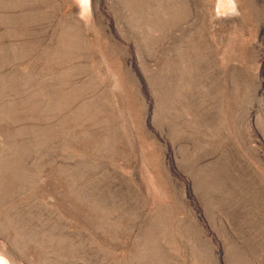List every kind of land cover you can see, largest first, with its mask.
Here are the masks:
<instances>
[{"label": "rangeland", "instance_id": "1", "mask_svg": "<svg viewBox=\"0 0 264 264\" xmlns=\"http://www.w3.org/2000/svg\"><path fill=\"white\" fill-rule=\"evenodd\" d=\"M225 2L0 0L3 264H264V0Z\"/></svg>", "mask_w": 264, "mask_h": 264}, {"label": "clouds", "instance_id": "2", "mask_svg": "<svg viewBox=\"0 0 264 264\" xmlns=\"http://www.w3.org/2000/svg\"><path fill=\"white\" fill-rule=\"evenodd\" d=\"M232 9H233L232 0H226V2L221 5V11H232Z\"/></svg>", "mask_w": 264, "mask_h": 264}, {"label": "bare ground", "instance_id": "3", "mask_svg": "<svg viewBox=\"0 0 264 264\" xmlns=\"http://www.w3.org/2000/svg\"><path fill=\"white\" fill-rule=\"evenodd\" d=\"M3 259V258H2ZM0 264H3L2 260L0 259Z\"/></svg>", "mask_w": 264, "mask_h": 264}]
</instances>
